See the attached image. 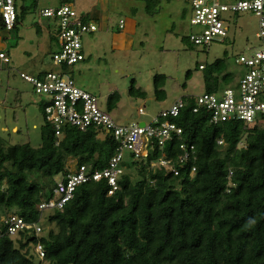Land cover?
<instances>
[{
  "label": "trees",
  "instance_id": "1",
  "mask_svg": "<svg viewBox=\"0 0 264 264\" xmlns=\"http://www.w3.org/2000/svg\"><path fill=\"white\" fill-rule=\"evenodd\" d=\"M19 20L18 15L15 28ZM159 77L156 91L164 97L165 80L158 83ZM221 82L231 85L235 75L217 61L205 75L206 93L223 88ZM185 100L186 107L172 119L182 135H174L163 150L155 147L142 161L129 155L120 190L108 195L104 180L82 184L57 210L39 208L55 197L53 178L71 172L70 159L77 168L104 169L116 152L114 139L100 138L94 128L81 132L66 127L57 144L46 122L39 148L0 142V220L16 213L29 223L57 227L40 237L30 230L1 237L0 264H35L29 245L37 242L52 264H264V126L213 125L205 110L193 113V95ZM118 101V95L111 96L110 111ZM183 142L195 146L197 158L174 163L179 175L150 169L163 155L177 162Z\"/></svg>",
  "mask_w": 264,
  "mask_h": 264
},
{
  "label": "rangeland",
  "instance_id": "2",
  "mask_svg": "<svg viewBox=\"0 0 264 264\" xmlns=\"http://www.w3.org/2000/svg\"><path fill=\"white\" fill-rule=\"evenodd\" d=\"M62 4L72 5L98 28L83 36L85 60L66 69V73L97 97L102 110L110 111L111 96L118 95L119 101L110 113L123 125L149 123L177 99L206 93L205 75L217 61L226 63L236 82L240 73L237 60L248 48L259 45L258 19L250 12L226 14L230 28L227 42H214L209 47L192 44L189 35L196 28L190 24V0H16L20 16L17 28L0 29V45L11 59L8 64L0 62V142L6 146L42 145L46 100L22 79L21 73L37 77L42 72L59 71L53 63L58 50L57 27L41 11ZM122 19L124 29L119 28ZM201 65L205 69H200ZM158 76V83L165 80L164 97L156 91ZM221 86L225 84L221 82ZM139 109L145 114L140 115ZM125 158L130 160L128 152ZM67 165L73 171L77 169L75 159L68 160ZM6 168L15 171L9 163ZM134 179H138L136 174ZM42 226L44 236L57 229L46 221ZM29 251L35 264H52L39 257L34 244L29 245Z\"/></svg>",
  "mask_w": 264,
  "mask_h": 264
},
{
  "label": "built area",
  "instance_id": "3",
  "mask_svg": "<svg viewBox=\"0 0 264 264\" xmlns=\"http://www.w3.org/2000/svg\"><path fill=\"white\" fill-rule=\"evenodd\" d=\"M190 6V24L197 30L189 35V41L196 46L209 47L214 42H227L230 28L226 24V14L230 12L253 13L258 19L256 37L259 40L258 47L248 48L237 60L240 67L238 80L217 92L194 96L193 113L205 110L213 125L232 122L242 123L246 128L264 125V0H190ZM41 14L54 20L57 27L58 50L53 55V63L59 71H49L37 77L21 73V77L33 85L36 94L45 98V120L52 126L57 144L62 140L66 127L76 128L81 132L94 128L99 132L100 138L109 135L117 143L116 152L104 169L92 170L80 166L66 176L59 175L57 180L54 177L55 197L39 205L40 210L46 212L63 208L82 184L104 180L109 187L108 195L120 190L119 180L125 171V153L128 152L133 160L142 161L155 147L163 150L174 135L181 136L183 129L172 119L179 116L187 102L185 96L177 99L170 108L160 111L149 123L144 122L143 125H123L116 122L110 111L100 108L97 97L79 87L75 79L65 71L85 60L83 36L95 33L97 26L91 20H86L85 15H79L70 4L44 9ZM17 19L16 0H0V25L6 31H12ZM124 27L125 21L122 19L119 28ZM0 62H11L9 54L1 45ZM200 69H204V66L201 65ZM139 114L144 115V110L139 109ZM218 144L223 145L224 139L220 138ZM180 149L182 155L177 162L163 155L151 162L150 169H164L179 175L174 163L185 165L197 158L193 144L183 142ZM195 171L193 166L192 173ZM25 230L33 231L34 236L40 237L43 226L40 222L29 223L16 213L2 216L0 238H14ZM34 250L44 259L45 249L42 243L34 244Z\"/></svg>",
  "mask_w": 264,
  "mask_h": 264
},
{
  "label": "crops",
  "instance_id": "4",
  "mask_svg": "<svg viewBox=\"0 0 264 264\" xmlns=\"http://www.w3.org/2000/svg\"><path fill=\"white\" fill-rule=\"evenodd\" d=\"M90 18V17H89ZM42 73H44V72H42ZM18 131V128L17 127H14V131ZM70 169V168H69ZM70 171L72 172L73 170L72 169H70Z\"/></svg>",
  "mask_w": 264,
  "mask_h": 264
},
{
  "label": "water",
  "instance_id": "5",
  "mask_svg": "<svg viewBox=\"0 0 264 264\" xmlns=\"http://www.w3.org/2000/svg\"><path fill=\"white\" fill-rule=\"evenodd\" d=\"M141 125H143L144 124V122H142V123H140Z\"/></svg>",
  "mask_w": 264,
  "mask_h": 264
}]
</instances>
